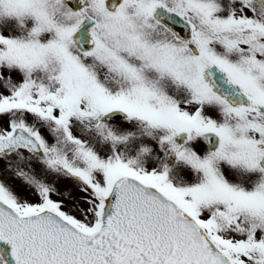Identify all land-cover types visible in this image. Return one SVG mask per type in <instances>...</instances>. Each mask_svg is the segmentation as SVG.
Here are the masks:
<instances>
[{"label": "snow or ice", "instance_id": "6c2138e0", "mask_svg": "<svg viewBox=\"0 0 264 264\" xmlns=\"http://www.w3.org/2000/svg\"><path fill=\"white\" fill-rule=\"evenodd\" d=\"M0 264H264V0H0Z\"/></svg>", "mask_w": 264, "mask_h": 264}]
</instances>
